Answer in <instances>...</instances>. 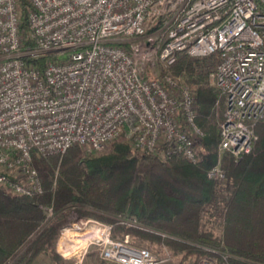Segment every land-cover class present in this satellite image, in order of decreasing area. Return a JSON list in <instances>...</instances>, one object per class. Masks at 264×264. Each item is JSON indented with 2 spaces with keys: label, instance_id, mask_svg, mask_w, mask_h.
I'll return each mask as SVG.
<instances>
[{
  "label": "built area",
  "instance_id": "1",
  "mask_svg": "<svg viewBox=\"0 0 264 264\" xmlns=\"http://www.w3.org/2000/svg\"><path fill=\"white\" fill-rule=\"evenodd\" d=\"M27 1L36 45L24 49L20 0H0V183L13 178L15 194L42 192L34 156L95 152L122 135L140 154L198 162L204 132L196 91L173 72L180 53L212 60L225 104L219 154L252 151L264 117V0ZM42 55L54 58L43 71L26 60ZM209 176L224 178L220 163ZM75 235H91L111 263L167 261L91 218L63 227L64 256ZM199 264L227 263L208 254Z\"/></svg>",
  "mask_w": 264,
  "mask_h": 264
},
{
  "label": "trees",
  "instance_id": "2",
  "mask_svg": "<svg viewBox=\"0 0 264 264\" xmlns=\"http://www.w3.org/2000/svg\"><path fill=\"white\" fill-rule=\"evenodd\" d=\"M20 4L23 48H33L31 4ZM51 59L26 58L40 71ZM211 67L209 58L186 53L173 67L196 86L198 124L204 132L198 162L181 155L140 154L122 139L98 155L73 146L64 153L34 156L42 192L15 194L13 178L0 183V264H32L40 254L63 263L56 251L60 229L83 216L113 225L115 237L156 242L183 260L192 259L191 264L208 254L227 264H264V117L255 126L250 153L239 159L229 152L220 155L225 104L220 90L208 83ZM218 163L222 179L209 176ZM206 216L209 222L219 218V236L204 222Z\"/></svg>",
  "mask_w": 264,
  "mask_h": 264
},
{
  "label": "rangeland",
  "instance_id": "3",
  "mask_svg": "<svg viewBox=\"0 0 264 264\" xmlns=\"http://www.w3.org/2000/svg\"><path fill=\"white\" fill-rule=\"evenodd\" d=\"M211 61L212 60L210 59V62ZM210 70H211V68H210ZM188 82H189V80H188ZM208 83H209V85L213 86L211 84V80L209 79V76H208ZM189 84L191 85V87L194 90L196 89V86L194 84H191L190 82H189ZM118 139H122L125 142L131 143V141H129V139L127 137H125L124 135H122V136H120L114 140H118ZM114 140L109 142L101 150H98L95 152H90L88 149H86V151L88 150L93 155L105 153L110 149L111 143ZM199 149H201V147H199ZM207 217L208 216L205 217L204 222L206 223V225L211 226L213 228V230L215 231V234L219 236L222 232V225L219 222V218H217V220L215 222H209V218H207ZM81 218H83V219H87V218L99 219V218H95L92 216H89V217L83 216V217H78L74 221L81 219ZM70 223H72V222H70ZM68 225H69V223H68ZM66 226L67 225H64L63 227H66ZM63 227L60 229L59 237H58V240L56 242V251L61 256V258L63 259V263H61V264H103V263L117 264V263H111V262L104 260L101 257V251L97 245H91V244L88 245V240L85 237L87 235H75L74 237L72 236V238H71L72 240H69V241L67 239H64V242L67 246L65 251L74 253V254H70L69 256H68V254H66L67 256H64L63 250H61V249L59 250V244H58L59 238L61 236V230L63 229ZM131 240L137 245L149 247L152 250V252H154L159 258H167V261H163L160 264H170V263L191 264L192 263V259L189 258V259L183 260V255H181V254L175 255L171 251L166 249L164 246H162L156 242L151 243L150 240L141 239V238H133V237H131ZM61 248H62V246H61ZM80 253H82L83 255L78 257L77 255ZM72 255H74V256H72ZM32 264H54V263L45 254H40Z\"/></svg>",
  "mask_w": 264,
  "mask_h": 264
},
{
  "label": "bare ground",
  "instance_id": "4",
  "mask_svg": "<svg viewBox=\"0 0 264 264\" xmlns=\"http://www.w3.org/2000/svg\"><path fill=\"white\" fill-rule=\"evenodd\" d=\"M86 237V239L88 240V244L90 243V240H91V235H87V236H85ZM83 243V242H82ZM68 254V256L70 255V254H74V253H71V252H69V253H67ZM72 256H74V255H72Z\"/></svg>",
  "mask_w": 264,
  "mask_h": 264
},
{
  "label": "crops",
  "instance_id": "5",
  "mask_svg": "<svg viewBox=\"0 0 264 264\" xmlns=\"http://www.w3.org/2000/svg\"><path fill=\"white\" fill-rule=\"evenodd\" d=\"M170 264H174V263H170Z\"/></svg>",
  "mask_w": 264,
  "mask_h": 264
}]
</instances>
